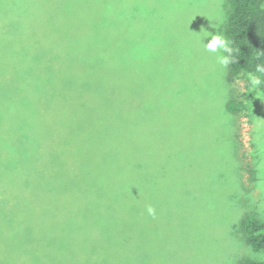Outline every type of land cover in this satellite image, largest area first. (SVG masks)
<instances>
[{
    "label": "rangeland",
    "instance_id": "rangeland-1",
    "mask_svg": "<svg viewBox=\"0 0 264 264\" xmlns=\"http://www.w3.org/2000/svg\"><path fill=\"white\" fill-rule=\"evenodd\" d=\"M29 1L45 22H33L37 31L88 32L105 9L121 6L125 32L140 33V64L124 67L123 152L140 164L142 264L264 261L239 230L248 216L264 222V98L253 79L229 83L227 51L206 47L213 35L228 45L226 0ZM14 44L0 40V111L29 104L51 114L58 44ZM233 101L244 109L230 113Z\"/></svg>",
    "mask_w": 264,
    "mask_h": 264
},
{
    "label": "trees",
    "instance_id": "trees-1",
    "mask_svg": "<svg viewBox=\"0 0 264 264\" xmlns=\"http://www.w3.org/2000/svg\"><path fill=\"white\" fill-rule=\"evenodd\" d=\"M31 5L0 0V40L58 44L50 65L58 93L48 115L29 104L1 108L0 264H142L140 164L123 152L124 67L140 64V33L125 32L118 6L95 29L63 38L33 28L45 22ZM226 5L227 81L253 79L264 98V0ZM239 230L253 252L264 251V222L248 216Z\"/></svg>",
    "mask_w": 264,
    "mask_h": 264
},
{
    "label": "clouds",
    "instance_id": "clouds-1",
    "mask_svg": "<svg viewBox=\"0 0 264 264\" xmlns=\"http://www.w3.org/2000/svg\"><path fill=\"white\" fill-rule=\"evenodd\" d=\"M206 47L208 50L216 52L218 49H223L224 51H229L228 45L226 44L225 40L218 36V35H213L209 42H207ZM229 61L227 57H222L221 58V63L227 64ZM258 71H264V68H258ZM150 214H154V210L149 207L148 209Z\"/></svg>",
    "mask_w": 264,
    "mask_h": 264
}]
</instances>
